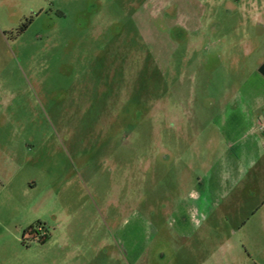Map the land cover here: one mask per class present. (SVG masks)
Returning a JSON list of instances; mask_svg holds the SVG:
<instances>
[{
  "label": "rangeland",
  "instance_id": "1",
  "mask_svg": "<svg viewBox=\"0 0 264 264\" xmlns=\"http://www.w3.org/2000/svg\"><path fill=\"white\" fill-rule=\"evenodd\" d=\"M263 59L264 0H0V264L201 258L173 210Z\"/></svg>",
  "mask_w": 264,
  "mask_h": 264
},
{
  "label": "crops",
  "instance_id": "2",
  "mask_svg": "<svg viewBox=\"0 0 264 264\" xmlns=\"http://www.w3.org/2000/svg\"><path fill=\"white\" fill-rule=\"evenodd\" d=\"M258 80L240 83L209 122L216 131L208 145L219 156L173 210L178 234L188 242L200 234L202 257L189 264H264V76Z\"/></svg>",
  "mask_w": 264,
  "mask_h": 264
},
{
  "label": "built area",
  "instance_id": "3",
  "mask_svg": "<svg viewBox=\"0 0 264 264\" xmlns=\"http://www.w3.org/2000/svg\"><path fill=\"white\" fill-rule=\"evenodd\" d=\"M38 231L42 232L40 239H42V240L45 239L47 236V232L44 230V228L41 225H39Z\"/></svg>",
  "mask_w": 264,
  "mask_h": 264
},
{
  "label": "water",
  "instance_id": "4",
  "mask_svg": "<svg viewBox=\"0 0 264 264\" xmlns=\"http://www.w3.org/2000/svg\"><path fill=\"white\" fill-rule=\"evenodd\" d=\"M259 73L264 76V62L261 64V66L258 69Z\"/></svg>",
  "mask_w": 264,
  "mask_h": 264
},
{
  "label": "trees",
  "instance_id": "5",
  "mask_svg": "<svg viewBox=\"0 0 264 264\" xmlns=\"http://www.w3.org/2000/svg\"><path fill=\"white\" fill-rule=\"evenodd\" d=\"M45 240H46V238H45V239H43V240H42V242H44Z\"/></svg>",
  "mask_w": 264,
  "mask_h": 264
},
{
  "label": "flooded vegetation",
  "instance_id": "6",
  "mask_svg": "<svg viewBox=\"0 0 264 264\" xmlns=\"http://www.w3.org/2000/svg\"><path fill=\"white\" fill-rule=\"evenodd\" d=\"M48 236V235H47ZM47 236H46V238H47Z\"/></svg>",
  "mask_w": 264,
  "mask_h": 264
}]
</instances>
